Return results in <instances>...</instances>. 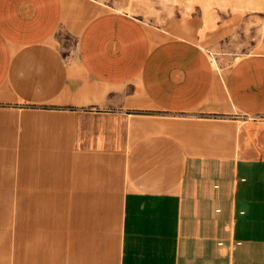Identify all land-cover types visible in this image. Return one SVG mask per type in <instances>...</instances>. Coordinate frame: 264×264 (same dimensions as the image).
Listing matches in <instances>:
<instances>
[{
  "label": "crops",
  "instance_id": "obj_1",
  "mask_svg": "<svg viewBox=\"0 0 264 264\" xmlns=\"http://www.w3.org/2000/svg\"><path fill=\"white\" fill-rule=\"evenodd\" d=\"M177 26L0 0V264H264V46Z\"/></svg>",
  "mask_w": 264,
  "mask_h": 264
},
{
  "label": "rangeland",
  "instance_id": "obj_2",
  "mask_svg": "<svg viewBox=\"0 0 264 264\" xmlns=\"http://www.w3.org/2000/svg\"><path fill=\"white\" fill-rule=\"evenodd\" d=\"M101 1L158 25L174 22L177 28L193 30L206 47L222 52L225 62L235 57V45L240 52L264 46V0ZM235 14L243 24L238 31Z\"/></svg>",
  "mask_w": 264,
  "mask_h": 264
}]
</instances>
